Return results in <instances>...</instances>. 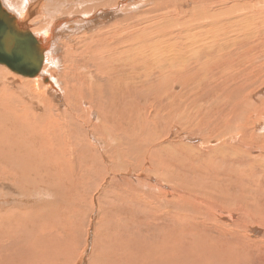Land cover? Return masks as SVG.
Listing matches in <instances>:
<instances>
[{
    "label": "rangeland",
    "instance_id": "obj_1",
    "mask_svg": "<svg viewBox=\"0 0 264 264\" xmlns=\"http://www.w3.org/2000/svg\"><path fill=\"white\" fill-rule=\"evenodd\" d=\"M18 1L11 0V5L19 7ZM180 1H186L183 11L181 6L168 9ZM135 2L143 5L144 16L154 11L146 37L138 35L143 19L141 14L133 16L130 5ZM129 4L130 14L121 19L135 40L131 55L140 59L158 44L173 49L180 59L168 61L174 66L168 70L150 62L136 72L127 68L120 79L131 92L124 85L107 84V97L90 98L95 111L108 116L104 127L89 117L83 103L66 99L62 111L47 91L43 104L36 106L35 99L14 89V110H0V136L5 135L0 147L15 150L17 143L9 135L25 121L19 129L26 132L18 138L29 146L33 128H39L36 134L43 129L45 152L30 161L35 170L28 178L40 184L32 190L16 175L13 163L0 160V180L9 176L19 197L32 193L23 203L32 209L19 213L15 205L8 207L4 218L11 217L9 232L6 229L11 239L0 237V264H128L131 257L142 256L143 264H164L168 255L187 251L188 242L196 251L195 241L213 247L221 264H264V26L229 21L231 39L214 35L226 28L220 21L227 20L217 18H229L227 11L234 6L230 0L199 4L206 13L194 11L187 0ZM206 14L217 19L212 28L202 23L198 33L192 31ZM174 18L183 19L178 28ZM90 31L82 27L73 36ZM58 37V44L64 42ZM43 85L38 88L45 90ZM3 96L0 90V99ZM17 98L34 104L23 109L21 119L13 113L18 112ZM31 109L51 119L49 129L27 126V118L37 123ZM60 146L66 152L59 151ZM70 150L75 157L66 156ZM118 155L122 158L116 159ZM128 171L131 177L125 176Z\"/></svg>",
    "mask_w": 264,
    "mask_h": 264
},
{
    "label": "bare ground",
    "instance_id": "obj_2",
    "mask_svg": "<svg viewBox=\"0 0 264 264\" xmlns=\"http://www.w3.org/2000/svg\"><path fill=\"white\" fill-rule=\"evenodd\" d=\"M12 1L14 2V0ZM133 1L137 0H108V3L104 2V0H19L18 2H20V6L13 7L11 5V0H0V75H4L3 78L0 79V90L4 92V96L0 99V110L3 112L8 111L9 109L14 110L10 104V100L14 99L15 88L19 90L20 94L22 93L26 97L35 99L36 106L37 104H43L45 94L48 91L50 92L49 97L53 101V104L57 103L62 111H65L67 108V104L65 102L66 99L71 100L70 103H83V105L87 107L89 117L96 119L97 123L104 127V120L108 118V116L103 115L102 113H97L95 111L96 106L90 104V98L95 99L99 95L103 98L107 97L108 92L105 89V85L107 84L111 87L124 85L125 87L130 88L131 92L132 87H129L128 83L121 82L122 77L120 79L123 72H128L127 68L136 72V69H138L139 66H147L150 62L160 68V70H168L169 67H174L172 64L169 65L168 61L180 59L178 53H176L173 49L164 50V47L158 44H156V46H153L154 44H152L153 47H151V51H148L146 47H144L143 51H147H145V53H141V60L136 58L134 55H131L132 50H130V48L135 44V40L132 39L129 26L127 25L125 28V21L121 19V16L130 14V10L127 9L126 5ZM188 1L194 11L206 13L208 11L199 7V4L208 7V3L212 0H187V2ZM230 1L234 3V6L227 11L230 13L229 18H225L220 15L217 18L227 20V22L220 21L222 28L228 26L230 23L229 21L236 23L234 24L236 26L242 27L248 22L257 25L262 24L261 26H264V0ZM185 2H176L178 5H171L168 9H174L181 6L183 7L181 9L183 11ZM121 5H123V8L126 10L121 9ZM130 6L134 12V17L140 15L143 11V5L139 6L137 2ZM93 8H95L94 12H97V14H93L92 16L90 14V10ZM62 10L63 13H61ZM147 12V16H144V14L140 15L143 19V28L142 32H138V35L140 34L145 37L147 26H149L151 22H154L152 15L154 11L149 12L147 10ZM29 13L31 16L29 15L28 18ZM34 13L41 14L42 16L35 18L36 15L34 16ZM186 13L189 14L190 12ZM14 17L17 19V25L12 24L11 19ZM31 17L35 20L39 19V24H33L35 20L29 24ZM210 18L209 14H206L204 17L205 21L201 19L197 20L193 24L191 30L198 33L201 29L200 24L202 23H205L206 27L212 28L211 24H213L217 19L210 20ZM111 19L112 21L109 22L108 20ZM174 19V27L178 28V26L182 24L183 19L179 18V21L176 18ZM70 21H72V23L67 25ZM17 27L20 30L28 31L33 34L39 40L41 45L40 47L42 48L43 55L41 59L43 61V65L40 70L38 68L33 69V72L36 73L33 76H30V71L28 69L26 70V68L23 69L18 66L21 57L23 59L22 62L26 65L34 66L36 61L26 59L20 53V50L13 44V39L16 37L14 35V30ZM82 27L84 29H91L92 31L84 35L82 34V36H79L78 38L74 37L73 35L81 32ZM122 29L125 30L126 37L123 35ZM187 31L188 38H190V28H188ZM231 31V27H226L214 35L224 36L225 39H231L229 36ZM58 36L62 37L64 42L58 44ZM169 45H173L178 50L182 49V47H180V45L176 42H171ZM26 50L27 52L32 51L30 48H26ZM31 53L33 54V51ZM34 56L37 55L34 54ZM164 60L167 64H160V62ZM100 63H105L107 68L100 66L102 65ZM89 66L96 68V72L90 71ZM163 66L165 68H163ZM122 67L125 69H121ZM53 75H57V78ZM125 77L126 80H129L128 75ZM5 82H9V84H6ZM40 82L47 85H43L45 90L38 88L39 85H42ZM38 95L42 96L38 97ZM146 98L147 97H144V100ZM15 100L19 102V106L17 108L18 112L13 113L16 118L21 119L26 114L23 109H26L27 106H34V104L22 103L20 98ZM99 108L100 110H103L105 107ZM31 111L35 112L34 118L37 119V123L34 124L30 118H27V126L30 124L40 126L42 128H50L52 125L51 119L47 118L45 114H39L36 109H31ZM9 112L11 111H8V113ZM51 112L56 113V109H51ZM95 113L97 115H95ZM24 122L25 121H23L19 128L24 124ZM7 123H9L8 120ZM19 128L9 135L10 138L15 139L13 144L17 143L14 147L15 150L0 147V160H3L6 165L13 163L16 175H20L19 179L25 182L27 190H32L36 186L40 187V184L28 178L27 174L29 172H34L35 170V168L30 165V161L39 157V151L41 153L45 152L44 138L46 137V132L40 128V133L36 134V131L39 128H33L34 135H30L28 141V144L30 145L28 146L25 138H18V135H20L19 133L26 132L25 130H20ZM109 136L111 138L112 134ZM4 137L5 135L3 133L0 136V145L3 144ZM58 150L66 152L62 146L58 147ZM99 151L103 153L104 151H107V149H99ZM68 155H70L71 158L75 157L73 150L68 151L66 154V156L70 158ZM119 158H122V155H118L116 159ZM35 176L39 178V172H35ZM125 176L131 177L132 174L128 171ZM7 179L9 180H7L8 182L0 180V185L4 186V188H1L2 186H0V237L3 238L8 235V238L11 239V232L6 233L7 230L10 229L9 224L11 217L8 220L4 218L9 210L8 207L10 208L12 205H15L19 213L32 209L31 207H27L26 204L23 205V203H26L25 199L28 201V198L32 193H24L22 197L17 196V193L15 194V189L11 188L13 182H11L9 176H7ZM107 194L108 193H106L104 197H108ZM33 209L37 210L38 205H35ZM225 218L235 219V216L227 215ZM209 223L213 224L211 222ZM87 224L89 223H86V225ZM195 242L198 243V249L196 251L192 248L193 246H191V242H188V252L180 251L170 256L168 255L164 264H221L220 260L217 259V252H212L213 247L211 248L209 245L203 244L204 241ZM172 250L173 249H170L168 254H171ZM152 254L155 256L153 252ZM143 257L144 256L141 258L131 257L128 264H137L134 260H138L140 264H143ZM156 258L159 259L161 257L157 256ZM228 261L229 259L226 260V262Z\"/></svg>",
    "mask_w": 264,
    "mask_h": 264
},
{
    "label": "water",
    "instance_id": "obj_3",
    "mask_svg": "<svg viewBox=\"0 0 264 264\" xmlns=\"http://www.w3.org/2000/svg\"><path fill=\"white\" fill-rule=\"evenodd\" d=\"M16 17L12 18V24L17 25V21H16ZM16 30V31H15ZM14 30V35L16 36L15 39H13V44L20 50V53L28 60H35L36 64L34 66H30V65H26L24 64L22 61V57L20 59V63H18L17 65L20 68H23L26 70L28 69L30 71V76H33L34 74H36L35 72H33V69L38 68L39 70L42 68L43 65V61H42V48L40 47V42L39 40L30 32L28 31H23L20 30L18 27L15 28ZM27 49H31L33 51V54L31 52H27ZM34 54H36L37 56H34ZM35 57V58H34ZM22 62V63H21ZM24 65V66H23Z\"/></svg>",
    "mask_w": 264,
    "mask_h": 264
}]
</instances>
